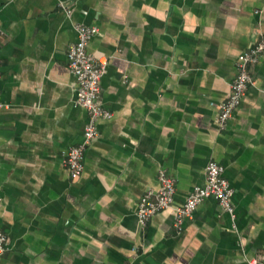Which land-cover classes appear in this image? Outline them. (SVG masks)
Returning a JSON list of instances; mask_svg holds the SVG:
<instances>
[{
    "label": "crops",
    "instance_id": "1",
    "mask_svg": "<svg viewBox=\"0 0 264 264\" xmlns=\"http://www.w3.org/2000/svg\"><path fill=\"white\" fill-rule=\"evenodd\" d=\"M64 5L73 8L68 17ZM98 27L113 113L72 178L84 140L67 51L75 24ZM264 35V0H0V264L264 262V55L225 129L215 123L239 56ZM224 166L236 218L205 199L182 229L176 207ZM174 178V206L141 226V198Z\"/></svg>",
    "mask_w": 264,
    "mask_h": 264
},
{
    "label": "built area",
    "instance_id": "2",
    "mask_svg": "<svg viewBox=\"0 0 264 264\" xmlns=\"http://www.w3.org/2000/svg\"><path fill=\"white\" fill-rule=\"evenodd\" d=\"M65 13L72 17L73 8L64 5ZM77 40L69 46L67 51L68 66L75 77V102L89 113V120L84 129V140L78 145L71 146L63 154V163L72 178H78L84 171L85 152L88 146L99 135V121L111 119L113 113L102 103V79L105 74L108 59L97 57L88 50L92 38L98 33V27L75 24ZM264 55V35L258 38L253 46L242 53L236 63L237 73L231 83L228 98L220 104L215 123L219 129H225L233 117L235 110L240 106L249 86L254 84L252 67ZM0 59V79H1ZM3 106L0 89V108ZM225 168L218 162L210 160L205 169V183L197 185L188 195L185 203L176 207V227L180 230L186 219L192 218L197 207L207 198H215L221 207L236 218V209L232 201L233 188L225 177ZM160 187L150 190L141 198L137 209V216L141 226H145L157 212L174 206L176 185L174 178L166 171H160ZM1 202V196H0ZM8 249V236L0 230V256ZM249 264H264L254 258Z\"/></svg>",
    "mask_w": 264,
    "mask_h": 264
}]
</instances>
